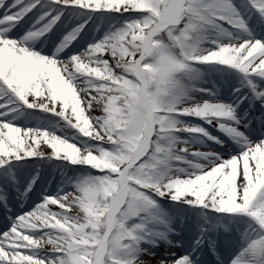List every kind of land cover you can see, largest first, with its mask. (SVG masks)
Here are the masks:
<instances>
[{
	"label": "snow or ice",
	"instance_id": "6c2138e0",
	"mask_svg": "<svg viewBox=\"0 0 264 264\" xmlns=\"http://www.w3.org/2000/svg\"><path fill=\"white\" fill-rule=\"evenodd\" d=\"M0 264H264V0H0Z\"/></svg>",
	"mask_w": 264,
	"mask_h": 264
}]
</instances>
